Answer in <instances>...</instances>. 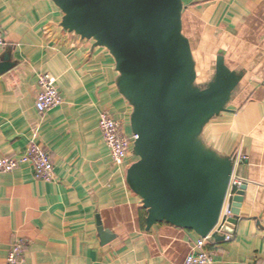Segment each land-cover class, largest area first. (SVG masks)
<instances>
[{"label":"crops","instance_id":"crops-1","mask_svg":"<svg viewBox=\"0 0 264 264\" xmlns=\"http://www.w3.org/2000/svg\"><path fill=\"white\" fill-rule=\"evenodd\" d=\"M183 2L199 84L213 79L220 57L240 77L228 111L203 133L243 181L228 196L236 223H220L205 250L216 264H264V0ZM63 18L55 0H0V68L12 66L0 74V156L22 157L36 141L54 163L51 182L36 180L29 164L0 172V264L17 240L26 243L20 264H183L201 237L166 223L147 231L143 202L127 184L138 159L132 151L116 166L99 129L108 112L133 135L115 60L66 31ZM40 74L56 78L64 98L46 113L36 108ZM100 226L113 237L107 243Z\"/></svg>","mask_w":264,"mask_h":264},{"label":"water","instance_id":"water-1","mask_svg":"<svg viewBox=\"0 0 264 264\" xmlns=\"http://www.w3.org/2000/svg\"><path fill=\"white\" fill-rule=\"evenodd\" d=\"M55 4L66 31L93 40L115 60L118 87L132 107L138 159L128 169L127 184L147 211V231L166 223L206 239L219 223L234 164L208 147L203 133L228 111L240 77L220 57L213 79L197 83L192 46L183 33V0ZM11 68L2 65L0 74ZM99 233L103 243L113 238L102 226Z\"/></svg>","mask_w":264,"mask_h":264},{"label":"built area","instance_id":"built-area-1","mask_svg":"<svg viewBox=\"0 0 264 264\" xmlns=\"http://www.w3.org/2000/svg\"><path fill=\"white\" fill-rule=\"evenodd\" d=\"M5 45L6 40L4 33L0 30V49ZM38 85L39 94L37 97L36 108L39 112L46 113L64 104V98L58 89L56 78L49 74H40L38 76ZM99 129L110 151L113 163L118 167L123 166L129 154L133 151L132 140L135 136H126L123 133L122 124L108 112L100 113ZM23 164H29L32 166L33 175L36 180L44 182L53 181L54 163L52 158L36 141L31 142L26 153L22 157L0 156V172L2 173H11ZM242 186V180L232 177L218 225L224 221L229 222L233 215V208L228 203V196L232 189H241ZM233 238L234 236L232 234L225 235L226 242L232 241ZM205 241L206 239L200 238L192 245L191 252L186 257L183 264H216L214 255L205 250ZM25 250V241L17 240L9 252L7 259L8 264H20L23 261Z\"/></svg>","mask_w":264,"mask_h":264},{"label":"rangeland","instance_id":"rangeland-1","mask_svg":"<svg viewBox=\"0 0 264 264\" xmlns=\"http://www.w3.org/2000/svg\"><path fill=\"white\" fill-rule=\"evenodd\" d=\"M201 80H202V77L199 76L197 83L199 84Z\"/></svg>","mask_w":264,"mask_h":264},{"label":"trees","instance_id":"trees-1","mask_svg":"<svg viewBox=\"0 0 264 264\" xmlns=\"http://www.w3.org/2000/svg\"><path fill=\"white\" fill-rule=\"evenodd\" d=\"M145 216H147V211H145ZM145 221H146V217H145Z\"/></svg>","mask_w":264,"mask_h":264}]
</instances>
